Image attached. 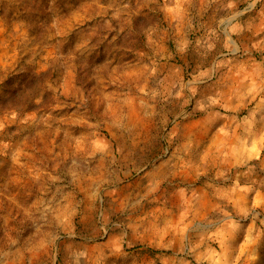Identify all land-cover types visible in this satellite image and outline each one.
<instances>
[{"label": "rangeland", "instance_id": "1", "mask_svg": "<svg viewBox=\"0 0 264 264\" xmlns=\"http://www.w3.org/2000/svg\"><path fill=\"white\" fill-rule=\"evenodd\" d=\"M256 133L264 0H0V264H264Z\"/></svg>", "mask_w": 264, "mask_h": 264}, {"label": "crops", "instance_id": "2", "mask_svg": "<svg viewBox=\"0 0 264 264\" xmlns=\"http://www.w3.org/2000/svg\"><path fill=\"white\" fill-rule=\"evenodd\" d=\"M240 138L237 140V142L240 144V150L242 156H239V158H236L234 161V164L237 163V165H242L246 162L247 160H250L258 156V154L261 153L263 149V139H261L260 134L256 133V137L253 140H249V138L245 136H239ZM236 168V167H234ZM235 178L233 177L231 182L227 185V199L229 201H232L236 206L239 211H241L242 206L245 205V201H250V195H249V189L247 186V183L242 180L243 177L238 179V176H241L239 174H235ZM241 181V182H239ZM249 206V203L247 204ZM242 212V211H241ZM249 231V230H248ZM244 230L242 226H237L233 224H228L222 229H220V236H223V239L221 238V241L223 242L222 244L226 246L227 244H231L234 247L238 248H243L244 246V238L243 235ZM230 239V240H229Z\"/></svg>", "mask_w": 264, "mask_h": 264}]
</instances>
